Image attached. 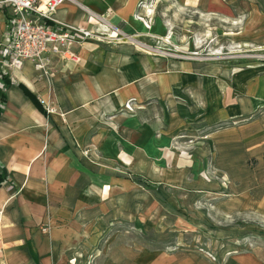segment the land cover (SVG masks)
Masks as SVG:
<instances>
[{
  "label": "rangeland",
  "instance_id": "1",
  "mask_svg": "<svg viewBox=\"0 0 264 264\" xmlns=\"http://www.w3.org/2000/svg\"><path fill=\"white\" fill-rule=\"evenodd\" d=\"M71 1L86 17L67 25L86 28L94 42L73 66L85 69L90 58L98 75L126 59L142 69L108 82V95H128L117 112L141 129L124 132L122 119L110 127L117 143L107 219L91 230L79 264H264V168L246 172L236 162L218 172L209 135L227 125L200 127L195 104L201 74L227 94L247 84L250 71L264 73L262 29L246 31L256 21L250 16H264V0H101L99 12Z\"/></svg>",
  "mask_w": 264,
  "mask_h": 264
},
{
  "label": "crops",
  "instance_id": "2",
  "mask_svg": "<svg viewBox=\"0 0 264 264\" xmlns=\"http://www.w3.org/2000/svg\"><path fill=\"white\" fill-rule=\"evenodd\" d=\"M74 1L99 12L110 0H102V5L98 4L101 0ZM243 1L251 4L256 0ZM183 2L199 6L202 0ZM81 15L73 1L67 0L55 18L76 24L86 17ZM9 16V8H0V46ZM250 17L256 21L247 33L261 27L262 36L256 42L264 44V22L257 26L264 16ZM93 43L85 41L72 52L78 57ZM49 65L48 73L36 70L29 61L19 70L0 66L4 68L0 74H6L12 83L0 105V173L6 175L0 184V264H79L90 250L91 230L107 219L104 199L112 181V151L117 143H111L110 127L122 119L124 132L139 136L141 129L139 123L127 121L117 112L127 93L107 94L113 76L119 75L120 80L129 71L142 74L139 64L136 68L126 59L115 60L98 75L90 71L94 69L90 58L85 69L59 58ZM256 71L248 73L247 84L239 89L233 85L227 94L222 82L209 89L204 74L198 78L199 126L227 125L209 135L208 153L218 172H228L224 168L236 162L246 172L264 168V73ZM46 108L52 112L48 114ZM121 144L126 145L127 139H121ZM224 160L226 165L217 164ZM248 162H254V167ZM118 165L122 167L121 162ZM97 197L101 199L97 201Z\"/></svg>",
  "mask_w": 264,
  "mask_h": 264
},
{
  "label": "built area",
  "instance_id": "3",
  "mask_svg": "<svg viewBox=\"0 0 264 264\" xmlns=\"http://www.w3.org/2000/svg\"><path fill=\"white\" fill-rule=\"evenodd\" d=\"M65 1L0 0V8L10 9L0 46V66L19 70L29 61L36 70H43L53 58L74 61L73 47L93 35L81 26L57 21L55 14ZM46 112L49 114L52 109L46 108Z\"/></svg>",
  "mask_w": 264,
  "mask_h": 264
},
{
  "label": "trees",
  "instance_id": "4",
  "mask_svg": "<svg viewBox=\"0 0 264 264\" xmlns=\"http://www.w3.org/2000/svg\"><path fill=\"white\" fill-rule=\"evenodd\" d=\"M0 84H1V96H0V105H3V103L5 102V98H4V92L5 90L12 84L9 77L6 74L1 73L0 74ZM18 86H22V85H18ZM27 92V91H26ZM28 96L30 98H33V96H31L28 92H27ZM33 102L35 103V105H37V107L39 108V105L36 101L33 100ZM1 108H0V114H1ZM6 178V175L4 174V171H2L0 173V184L1 182Z\"/></svg>",
  "mask_w": 264,
  "mask_h": 264
},
{
  "label": "bare ground",
  "instance_id": "5",
  "mask_svg": "<svg viewBox=\"0 0 264 264\" xmlns=\"http://www.w3.org/2000/svg\"><path fill=\"white\" fill-rule=\"evenodd\" d=\"M127 27H124V29H126ZM234 71H236V70H234Z\"/></svg>",
  "mask_w": 264,
  "mask_h": 264
}]
</instances>
